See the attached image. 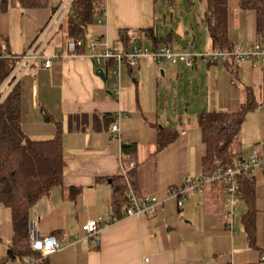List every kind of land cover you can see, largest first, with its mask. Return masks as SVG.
<instances>
[{
	"label": "crops",
	"instance_id": "obj_1",
	"mask_svg": "<svg viewBox=\"0 0 264 264\" xmlns=\"http://www.w3.org/2000/svg\"><path fill=\"white\" fill-rule=\"evenodd\" d=\"M64 1L48 0L46 7L27 9L19 0H7L6 8L2 9L0 0V52L23 54L50 21L52 8ZM184 1L189 9H195L196 24L202 21L209 35L203 11L198 7L203 2L193 0L190 7ZM105 4L102 20L90 26L85 53L69 52L68 39L57 30L43 51L46 56L59 54L51 66L46 67L43 60L28 68L24 64L26 72L19 81L23 129L32 138L49 139L55 135L60 122L65 159L63 186L54 188L31 209L30 239L58 236L62 247L47 257L49 264H251L257 261L261 251L249 245L241 222V214L246 209L243 200L238 202L239 224L235 215L230 228L222 184L204 185L182 207L174 198L168 199V190L182 184L188 175H202L205 145L199 127L200 113L237 110L245 99L246 88L255 94L258 88H263L264 93V66L250 61L239 65L223 61L209 63L200 57L194 68L169 62L171 66L144 61L136 70L122 65L118 95L110 79L97 74L98 67L90 57L91 41H95V51L99 53L108 47L123 48V31L132 43L142 42L151 47L146 32L150 28L160 38H169L176 52L186 50L192 42L197 53H206L212 50L211 41L209 37L208 47L198 50L194 34L200 29L194 32L192 20L188 25L183 22L177 27V35L171 28L165 34L160 32L155 17L157 6H184L179 0L174 5L156 0H106ZM13 18L21 38L13 37L16 35L10 27ZM186 31L188 38L181 40L179 34ZM246 32L247 37L235 39L229 23V35L236 45L255 40L256 31L253 36L249 29ZM13 40L19 42L20 49L14 47ZM178 65L192 69L194 74L207 73L206 108L192 114L190 102L184 100V111H179L176 97L170 114L161 113L159 108L151 113L143 110L141 104L137 109L126 104L125 97H138L142 86L140 83L135 88L130 86L127 73L137 71L144 82L153 85V95L158 96L163 83L160 77H169L170 87L174 84L182 89L179 81L183 74ZM224 84L229 90L222 96L219 90H224ZM170 87L165 89L167 94H171ZM255 110L260 116L259 126L253 132L245 124L242 129L244 158L253 149L264 154V104ZM45 114L50 121L45 119ZM114 123L119 124V138L113 137ZM155 124L178 132L172 142L158 151L155 150L160 131ZM124 142H134L139 147L138 191L164 203L153 215L113 221L116 209L112 199L115 182L122 173ZM252 178L256 182L258 208L257 244L264 250V174L257 173ZM73 188L80 189L76 197L72 195ZM102 218L109 224L100 231L99 242L88 239L83 224ZM12 233L11 212L0 204V264H12L2 260L10 247Z\"/></svg>",
	"mask_w": 264,
	"mask_h": 264
},
{
	"label": "trees",
	"instance_id": "obj_2",
	"mask_svg": "<svg viewBox=\"0 0 264 264\" xmlns=\"http://www.w3.org/2000/svg\"><path fill=\"white\" fill-rule=\"evenodd\" d=\"M6 1L2 0V9L6 8ZM156 1L173 5L177 2V0ZM201 1L204 5L203 15L207 23L211 49L233 50L236 44L229 35V0ZM19 2L23 8L27 9L42 8L48 5V0H19ZM187 2L190 7L194 4L193 0H187ZM105 3L106 0H73L71 3L58 27V32L64 33L68 41L82 40V44L77 46L75 54L79 55L86 52L90 26L102 20L106 8ZM238 6L242 10L255 12L257 19L256 38L253 41L264 43V0H238ZM58 9L59 5L53 7V13ZM146 32L147 39L152 44L151 47L170 46L169 38H160L153 28L147 29ZM121 33L124 49L131 45L132 41L131 37L126 34L127 32L121 31ZM19 61L17 58L0 57V204L9 208L13 230L10 247L2 260L11 263L17 261L22 264L28 256H39L31 248V209L41 198L49 195L54 188L63 186L65 159L63 128L60 122H57L55 135L49 139H35L24 131L20 80L3 97L2 86L9 79ZM143 62L137 68H131L127 63L126 65L136 70ZM225 62L229 65L232 63L230 61ZM117 64V60L111 58L106 61L105 67L102 66V68L98 65L97 67L102 68L105 77L110 79L114 76L113 71L117 68ZM123 64L124 62L121 66ZM114 77L116 78V76ZM14 80V76L8 80L9 87ZM245 92L244 101L235 111L203 110L200 113L199 127L202 142L205 145V154L201 160L202 175L212 174L219 167H233L246 159L243 156L242 129L247 115L261 103L251 88H246ZM45 119L50 121L51 118L45 114ZM155 125L160 131L157 149L155 150L158 151L172 142L177 137L178 132L165 127L161 128L158 124ZM138 154L137 143H122L121 159L123 166L126 167L130 162H134L135 168L129 170L126 176L121 173L115 182L112 201L116 209L114 217L118 219L123 217L124 210L129 205L126 197L129 184L137 195H141L137 188ZM238 181L241 192L240 199L246 205L245 211L241 214V222L249 245L258 248L261 255L264 254V250L259 248L257 244L256 182L252 177L247 176L238 177ZM73 189L72 195L76 197L80 189ZM42 264H49L48 259L45 258Z\"/></svg>",
	"mask_w": 264,
	"mask_h": 264
},
{
	"label": "built area",
	"instance_id": "obj_3",
	"mask_svg": "<svg viewBox=\"0 0 264 264\" xmlns=\"http://www.w3.org/2000/svg\"><path fill=\"white\" fill-rule=\"evenodd\" d=\"M73 0H65L59 6V9L53 13L48 24L42 29L35 41L27 48L22 55H15L9 52H0L1 58H17L19 63L14 69L9 79L15 77L14 82L9 87L7 82L2 86L3 97L6 96L11 88L21 79L25 74L26 69L24 64L28 67L33 66L37 61H44L46 67H50L53 58L58 57L59 54L46 56L43 51L47 43L50 41L54 33L68 11ZM82 44V40H72L68 42V50L75 54L77 46ZM95 41H91L89 47L91 49L90 57L94 64L105 67L106 61L115 58L117 60V68L114 69L113 74L118 80L120 77L121 64L127 63L131 68H137L142 61L161 63L163 61L176 63H184L188 67L194 68L198 57L205 62H225L230 61L235 65H239L244 61H250L255 65L264 66V43L252 41L247 45H236L233 50L213 49L206 53H197L192 42L187 46V49L182 52H176L171 46L160 45L158 47H147L142 42H136L129 45L127 48L108 47L102 52L95 51ZM102 67V68H103ZM114 87L116 94H120L119 80L115 82ZM2 97V98H3ZM121 115L119 114V117ZM119 124L112 125L113 137L119 138ZM135 168V163L130 162L128 166L122 168L124 176L128 171ZM264 174V154L257 149H253L250 155L233 167H219L214 173L209 175L193 176L188 175L180 185L172 186L168 190V199H175L177 205L182 207L184 202L195 192L201 191L206 184L220 183L225 190L224 208L228 219V225L233 228V221L235 215L238 213V202L240 199V184L238 177L247 176L253 177L256 173ZM129 205L125 208L123 217L131 216H149L153 215L157 208L164 203L154 196L137 195L130 187L126 192ZM118 220L113 217V221ZM109 224L105 218L101 220L91 219L83 224V230L86 232L88 239L99 242V233L102 228ZM62 247L60 240L55 235L38 236L31 240V248L36 251L39 256H28L22 264H42L43 260L49 255L60 250ZM12 264H20L15 261ZM251 264H264V254H261L257 261Z\"/></svg>",
	"mask_w": 264,
	"mask_h": 264
},
{
	"label": "rangeland",
	"instance_id": "obj_4",
	"mask_svg": "<svg viewBox=\"0 0 264 264\" xmlns=\"http://www.w3.org/2000/svg\"><path fill=\"white\" fill-rule=\"evenodd\" d=\"M179 3H182L184 6H180L179 4L176 7H167L163 5L157 6L155 17L160 32L162 34H165L171 28L175 31V34L177 35L176 32L177 27L180 28L183 22L187 23L188 25V22L192 20L190 23L195 24L193 28L194 32H197V28L200 29L196 34H194V36H196L198 50L199 51L204 50L206 47H208L209 35L206 31V28L203 25V22L201 21L197 25L196 23L198 21H197V15L195 9H189L184 0H179ZM198 7L201 12L204 10V5H200ZM229 19H230L229 23H230L232 35L235 37V39L247 37L246 35L247 29L251 31L252 36L256 31L257 19L255 12L242 10L238 6V0H229ZM20 23L21 22H19V24ZM10 27L13 30V34H16L13 37L21 38L20 33L17 30L18 24H16L15 18L12 19V24L10 23ZM186 30L188 29L186 28ZM201 30H204V32H202ZM181 34L182 35L179 34V38L182 36L180 38L181 40L188 38L189 34L187 33V31ZM247 42H241V43L245 44ZM17 43H19L17 40H13L14 47L16 49H20L21 47H19ZM199 63L201 65V62ZM161 64L164 66H171V64H169L168 62H162L159 65ZM123 65L125 66L126 63H124ZM177 67L179 68L180 72H182L183 74V77H181L179 81V84L182 86V89L176 88L174 84L170 87L171 81L168 79L169 77L168 78L160 77L163 83L162 86H160L159 88L160 91L158 96L155 93L153 95V85H149L148 83L144 82V80H142V76H140L137 73V71H133V73L130 74L127 73L128 83L130 86H134L135 88L136 86H138V83L142 84V86H140L141 88L139 90L138 97L136 96L133 97V95L131 97H125L126 104L131 108L134 107V109H137L138 105L141 104L143 110L149 112L159 108L161 110V113L170 114L173 113L174 111L173 109L175 106L174 97H176L177 110L179 111L182 112L184 111V105L186 100L188 101V103L190 102V108L192 114L193 113L196 114L199 110L206 108L207 107L206 83L208 80L207 73L205 72L201 73L200 71L198 74H194L192 69L189 70L180 65H178ZM116 81L117 80L114 76L110 78V82L112 84H114ZM166 87L168 88L170 87V89L172 90L171 94L166 93L165 90ZM223 89L224 90H219L221 91L222 96L229 90L227 89L225 84L223 85ZM255 95L259 100V102L261 104H264L263 88L262 89L258 88ZM209 97L212 98L213 96L211 95ZM259 118L260 116L257 114L256 110L251 111L247 115L245 125L247 126L249 131L253 132V128L259 126L258 123ZM236 220L239 224L240 219L239 216H237V214H236Z\"/></svg>",
	"mask_w": 264,
	"mask_h": 264
},
{
	"label": "water",
	"instance_id": "obj_5",
	"mask_svg": "<svg viewBox=\"0 0 264 264\" xmlns=\"http://www.w3.org/2000/svg\"><path fill=\"white\" fill-rule=\"evenodd\" d=\"M97 74H99L103 79H106L105 72L102 68L97 69Z\"/></svg>",
	"mask_w": 264,
	"mask_h": 264
}]
</instances>
